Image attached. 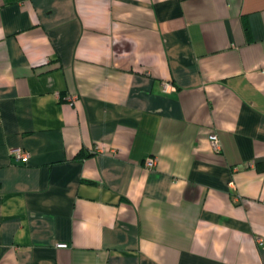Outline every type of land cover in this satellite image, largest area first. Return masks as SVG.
<instances>
[{"label": "crops", "instance_id": "0c3cea01", "mask_svg": "<svg viewBox=\"0 0 264 264\" xmlns=\"http://www.w3.org/2000/svg\"><path fill=\"white\" fill-rule=\"evenodd\" d=\"M0 264H264V0H0Z\"/></svg>", "mask_w": 264, "mask_h": 264}, {"label": "built area", "instance_id": "2783aa9c", "mask_svg": "<svg viewBox=\"0 0 264 264\" xmlns=\"http://www.w3.org/2000/svg\"><path fill=\"white\" fill-rule=\"evenodd\" d=\"M211 144L214 148L218 149L219 145H218V139L216 135H212L211 137ZM11 154H13L16 158L18 159H25L27 157V153L25 151H23L21 148H11ZM144 165L148 168H151L155 165V158L151 157V156H147L144 159Z\"/></svg>", "mask_w": 264, "mask_h": 264}]
</instances>
